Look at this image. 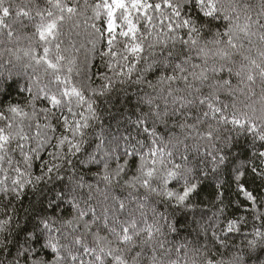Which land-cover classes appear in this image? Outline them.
I'll use <instances>...</instances> for the list:
<instances>
[{
  "label": "clouds",
  "instance_id": "9594fccd",
  "mask_svg": "<svg viewBox=\"0 0 264 264\" xmlns=\"http://www.w3.org/2000/svg\"><path fill=\"white\" fill-rule=\"evenodd\" d=\"M0 264H264V0H0Z\"/></svg>",
  "mask_w": 264,
  "mask_h": 264
}]
</instances>
